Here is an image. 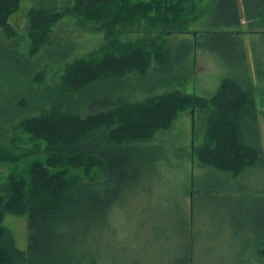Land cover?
Listing matches in <instances>:
<instances>
[{
  "label": "trees",
  "instance_id": "trees-1",
  "mask_svg": "<svg viewBox=\"0 0 264 264\" xmlns=\"http://www.w3.org/2000/svg\"><path fill=\"white\" fill-rule=\"evenodd\" d=\"M14 1L0 0V16L6 4ZM23 1L27 0L18 1V13ZM31 1L38 3V8L32 13L39 15L38 23L48 16L45 11L67 1V5L72 4L68 13L77 15L80 21L82 16L94 20L105 32V49L69 66L61 87L64 93L109 85L108 97H111L113 85L117 82L126 84L129 89L132 83H137V87L141 88L139 91H143V85L152 77L153 85H165L166 73L174 71L177 66L180 68L182 64L191 67L194 52L198 49L201 54L210 56L221 69L237 75V78L242 77L247 89L235 78H229L221 81V87L209 97L176 90L82 115L53 110L49 115L23 121L25 130L46 142L43 153L50 161L49 166L79 165L90 168L100 165L102 177L85 182L78 178L73 180L65 170L49 173L47 167L39 162L30 164L32 174L29 173V180L9 177L8 187L0 190V264H17L19 261L27 264H119L110 253L114 251V246L104 247L103 244L106 234L116 230L115 211L125 196L150 187L155 179L165 182L162 165L172 164L168 162L171 161L170 155L167 157L166 146L161 154L157 146L159 143L153 139L157 132L170 129L180 113L192 114L194 134L195 127L198 131L205 130L207 139L204 145L193 147L191 154L196 158L194 161L199 158L202 162H199L203 167L200 170L206 173L208 168L219 173V176H210L221 178L220 185L228 192L249 189L241 184L248 176V170L261 167L264 161V131L260 132L264 120L261 121L256 109L247 75L252 70L258 79L264 81V62H256L254 67L248 64L250 43L247 44L246 39L235 38L230 32L214 30L224 20L231 27L241 24L237 0H223L217 8V16L210 18L202 31H189L190 22L184 18L187 7L164 6L161 0L140 5L141 9L128 0ZM253 2L264 9V0ZM62 15L63 12H60L59 16ZM257 17L260 16H251L248 23L256 24ZM139 20L149 23V32L159 26L163 28L165 36L160 46L156 36L147 44L122 43L117 38L122 29L135 25ZM43 31L35 30L37 35L32 29L28 31L33 45L30 50L32 55L46 44ZM254 34L264 35L260 32ZM170 35H183V38L180 42L175 39L168 46ZM22 59L18 51L0 44V72L13 71L18 73L19 79H24V74L32 76L34 68L23 69L26 65L18 64ZM159 74L163 75V81L157 84V76H154ZM151 87L150 90H153ZM0 161L16 162L3 151H0ZM194 176L193 173V178L185 184H196L204 190L205 187L220 186L211 182L209 175L198 183ZM194 193H182L183 197H190L188 210L185 207L187 226L190 214L194 213ZM239 201L231 204L230 208L236 217L246 214L250 218L259 240L257 251L264 257V203L249 197ZM257 203L259 207L255 208ZM8 214L28 215L29 242L26 251L17 248L14 236L3 224ZM128 232L132 234L122 238L126 242L123 247L125 251L137 254L132 261L137 263L140 255L150 247L154 251L153 244L158 242L142 241L132 229ZM79 237L93 240L80 248L71 245ZM130 246L133 249L127 250ZM193 247L192 243L191 250ZM103 248L107 249L106 255Z\"/></svg>",
  "mask_w": 264,
  "mask_h": 264
},
{
  "label": "rangeland",
  "instance_id": "rangeland-1",
  "mask_svg": "<svg viewBox=\"0 0 264 264\" xmlns=\"http://www.w3.org/2000/svg\"><path fill=\"white\" fill-rule=\"evenodd\" d=\"M18 1L6 4L5 11L0 16V44L18 51L23 57L18 64H25L26 67L23 69L29 66L34 68V74L32 76L24 74V79L23 77L19 79L18 73L13 71L0 72V151L6 152L16 161L15 163L0 161V190L8 187L9 177L15 180L24 177L29 180V173L32 174V170H29L30 164L35 162L42 163L49 173L65 170L73 180L78 178L79 181L85 182L89 179L100 180L102 177L100 165L90 168L79 165L49 166L50 161L43 153L46 142L22 126V122L29 118L46 116L53 110L82 115L124 103L144 101L154 95L176 90L209 97L218 91L221 81L229 78H235L247 89L242 77L237 78V75L221 70L210 56L201 54L198 49L194 52L195 58L192 59L191 67L182 64L179 68L176 65L177 69L166 73L165 85H153L152 77L143 85V91H139L141 88L137 87V83H132L129 89L126 84L117 82L113 85L111 97H108L109 85L64 93L61 87L69 66L105 49L107 46L105 32L94 20L82 16L80 21L77 15L68 13L72 4L67 5V1L45 11L48 16L40 23L37 21L39 15L32 14L33 10L38 8V3L31 0L23 1L22 9L18 13L20 10ZM128 1L141 9L140 5L151 4L155 0ZM161 1L164 6L187 7L184 18L190 22L189 31L205 29L209 19L217 16V8L223 3V0ZM237 6L241 24L231 27L224 20L214 30L227 31L235 38L239 37L237 39H246L247 44L250 43L247 62L254 67L256 62H264V35L261 37L254 34L264 33V9L253 0H237ZM60 12H63L62 16H59ZM251 16H260L256 18L257 22L254 25L248 23ZM31 29L36 35L35 30H44L42 35L46 41V44L33 55L30 52L33 45L28 32ZM150 30L148 22L139 20L135 25L130 24L122 29L123 32L117 38L122 43L147 44L156 36L160 46L165 36L163 28L159 26L152 29V32H149ZM181 37L183 38V35H170L167 38L168 46L174 43L175 39L180 42ZM156 76L157 84L163 81V75L154 77ZM247 77L248 86L253 89L256 109L263 121L264 81L258 79L252 70ZM151 86L153 90H150ZM177 116L170 129L157 132L153 139L154 142L162 144H157L161 154L164 153L166 146L169 152L167 157L170 155L171 161L168 162L172 164L162 165L165 182L155 179L150 187L147 186L144 190L121 199L114 215L116 230L106 234L104 247L113 245L114 251H109L119 264H131L137 254L124 250L126 242L122 238L128 236V233L132 234L128 232V229H132L141 236L142 241L158 242L153 244L154 251L150 247L140 255L137 263L132 264H264V257L257 251L259 240L256 239V230L250 218L246 214L236 217L230 208L231 204L235 205L245 197L264 203V161L261 167L248 170L249 174L241 184L247 186L248 190L228 192L227 188L220 185L221 178L210 176L211 174L219 176V173L208 168L205 170L206 173L202 172L200 159L194 161L196 158L191 156L193 147L199 148L204 145L207 139L205 130L198 131L195 127L194 134V122L190 112ZM263 131L264 126H261L260 132ZM193 173L197 183L209 175L211 182L220 186L205 187V191L196 184H185L187 180L193 178ZM192 192H195L192 196V199H196L195 208L193 215L190 214L188 218L187 226L185 207L188 210L190 197H183L182 193ZM254 207L258 208V203ZM4 225L14 236L17 248L26 251L29 242L28 215L8 214ZM124 229L125 235L122 236ZM91 240L93 238L79 237L71 245L80 248ZM126 249L132 250L133 246ZM106 252L107 249L103 248L105 255ZM17 264L27 263L19 261Z\"/></svg>",
  "mask_w": 264,
  "mask_h": 264
},
{
  "label": "crops",
  "instance_id": "crops-1",
  "mask_svg": "<svg viewBox=\"0 0 264 264\" xmlns=\"http://www.w3.org/2000/svg\"><path fill=\"white\" fill-rule=\"evenodd\" d=\"M221 70H223V69H221ZM224 71H226V70H224ZM4 221H5V219H4ZM4 221H3V224H4Z\"/></svg>",
  "mask_w": 264,
  "mask_h": 264
}]
</instances>
